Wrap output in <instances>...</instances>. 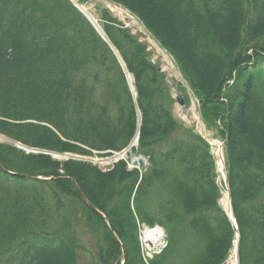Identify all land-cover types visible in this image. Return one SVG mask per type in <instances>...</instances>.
I'll return each mask as SVG.
<instances>
[{
  "label": "trees",
  "instance_id": "trees-1",
  "mask_svg": "<svg viewBox=\"0 0 264 264\" xmlns=\"http://www.w3.org/2000/svg\"><path fill=\"white\" fill-rule=\"evenodd\" d=\"M106 1L173 58L223 142L238 264H264V0ZM95 10L136 99L109 46L69 0H0V134L46 153L106 157L133 139L137 108V153L149 166L139 174L119 161L101 171L0 144V264H80L90 248L94 264H120L121 247L124 264H144L137 223L168 236L149 264H225L235 231L218 203L209 145L174 118L175 100L146 45L107 9ZM175 88L188 106V91ZM191 237L196 255L194 247L179 251Z\"/></svg>",
  "mask_w": 264,
  "mask_h": 264
},
{
  "label": "rangeland",
  "instance_id": "rangeland-1",
  "mask_svg": "<svg viewBox=\"0 0 264 264\" xmlns=\"http://www.w3.org/2000/svg\"><path fill=\"white\" fill-rule=\"evenodd\" d=\"M97 4H100L98 0H95V1L93 0V2L91 0L89 3L82 5V7L86 9V11L93 17L94 21L98 25L99 23L97 21V16L95 12L96 10L94 8L95 5ZM113 16L117 18L118 20H120L126 27H128L131 30V32L134 35H137L139 37L140 41L144 42L147 45L148 50L151 54L152 61L155 64H158L160 68L162 69V71L164 72V74L166 75L167 83L171 88V94L173 98L176 97L177 100L179 101L180 95L176 91L175 85L181 82L183 83L184 79L182 78L178 67L175 65L173 58H171L163 49H161V47L158 45L157 42L155 44L147 37V34L144 32L143 28L137 21L135 22L129 19H124V20L120 19L114 13H113ZM186 88L188 89V91L190 92L192 96L191 100H189L190 101L189 105L183 106L179 102L174 103L172 107V114L185 127L191 128L194 130V132L202 134L203 137L206 138L208 142L210 143L211 154L214 155L215 159H217L216 155H217L218 149L212 143V140H216L217 142L221 143V139L217 135L214 129H210L206 126L201 116L198 115L199 112L197 114L195 113L196 109L197 111H199L198 100L194 97L193 93L191 92V90H189L187 86ZM0 136L1 138L4 139V140L3 139L0 140L1 145H11L12 147H15L16 149H18L19 151H22L25 155L45 154V155L51 156V158L54 159V161L58 163H62L66 160L73 159L74 161L90 163L93 166H96L97 168H99V170L101 171H107L115 163L119 161H125L128 164V169L132 168L130 159H128L126 157V154L123 152L112 153L106 157H100L101 156L100 154L92 153L91 157L74 156L73 158V156L67 155V154L60 155L57 153H46V152H42L36 149H28L27 147H23V145L13 143L10 140V138L2 134H0ZM214 138H217V139H214ZM215 171L217 174L216 182H217L219 193H220L219 204L223 207L226 202V197H227L226 189L224 187L225 181L222 178L219 168H215ZM157 226H158L157 224H155L153 227H150L147 225H141L137 230L138 231L137 238H138V246H139L138 247L139 255L144 264H148V262L150 263V257H152L153 254L160 252V250H162L163 248H166V249L168 248L166 247V245L168 244V236L166 234L165 229L162 228L161 226L160 227L158 226V228L162 231L161 239L156 241L152 247H148L145 244L146 233L148 232L149 229L156 228ZM195 244H196V240L193 239L192 237L188 238L185 241L183 240V245L180 246L179 251L186 253L188 250L191 249V247H194L192 248V253L193 255H196L198 253V248L196 247ZM90 249H91V256H89L88 258L81 256L80 264H94V260L96 259V252L95 250H93V248H90ZM229 263H230V258L228 257L225 261V264H229Z\"/></svg>",
  "mask_w": 264,
  "mask_h": 264
},
{
  "label": "bare ground",
  "instance_id": "bare-ground-1",
  "mask_svg": "<svg viewBox=\"0 0 264 264\" xmlns=\"http://www.w3.org/2000/svg\"><path fill=\"white\" fill-rule=\"evenodd\" d=\"M79 8L81 9V11L84 12V14L92 21V23L94 24V26L97 28V30L101 33L99 27L96 25V23H94V19L93 17L86 11V9L82 6H79ZM111 11L116 15L118 16L120 19H130L131 16L129 14H126L125 12H123L120 8L118 7H113L111 6ZM129 79V82L131 84V78H128ZM3 138H1L0 136V140H2ZM4 140V139H3ZM212 143L219 149L220 147V143L217 142V141H212ZM132 145L134 146L135 145V141L132 143ZM140 159V157H136V156H132L130 158V162H131V165L132 163H137L138 160ZM218 168H219V171L220 173H222V170H223V163L222 161L219 159L218 160ZM228 205V198L226 197V202L224 204V208L227 209V206ZM161 236H162V232L158 229V228H155V229H150L147 233H146V241H154V243L156 241H158L159 239H161ZM229 264H236V255H235V250H233L232 252V255L230 256V263Z\"/></svg>",
  "mask_w": 264,
  "mask_h": 264
},
{
  "label": "water",
  "instance_id": "water-1",
  "mask_svg": "<svg viewBox=\"0 0 264 264\" xmlns=\"http://www.w3.org/2000/svg\"><path fill=\"white\" fill-rule=\"evenodd\" d=\"M126 155H127V157H129L130 156V153L129 152H127L126 153ZM138 164H142V160L140 159L137 163H133V165L134 166H137ZM92 208V207H91ZM228 215L230 216L229 217V219L231 220V222H232V224H233V226H234V228H235V230H236V226H235V222H234V219H233V217H232V214H231V208H230V202H228ZM101 218H103V219H105V217L101 214V213H99V212H96ZM108 224V223H107ZM124 260H125V256H123V262H124Z\"/></svg>",
  "mask_w": 264,
  "mask_h": 264
}]
</instances>
